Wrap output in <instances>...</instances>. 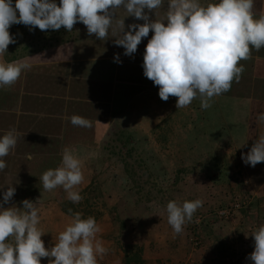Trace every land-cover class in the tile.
Masks as SVG:
<instances>
[{"label": "clouds", "instance_id": "obj_1", "mask_svg": "<svg viewBox=\"0 0 264 264\" xmlns=\"http://www.w3.org/2000/svg\"><path fill=\"white\" fill-rule=\"evenodd\" d=\"M162 4L163 0H59V4L55 0H0V88L11 87L31 68L27 61L2 59L8 46L16 43L9 32L12 25L41 31L63 27L71 32L80 22L88 35L98 40H107L110 30L118 35L114 44L124 48L125 56L136 53L142 38L151 31L143 54V75L159 87L160 99L166 102L170 96L176 97L175 106L181 109L199 98L201 108L208 109L214 97L228 92L234 81L239 82L245 71L240 61L251 59L253 49L259 52L264 48V13L256 18L254 0H218L207 5L200 0H168L164 18L153 19L151 14ZM119 8L144 23L129 24L125 31V17L117 18ZM115 62L121 63L119 54ZM257 120L264 122V113ZM70 122L76 127L92 126L79 115L71 116ZM19 138L15 128L0 136V171L7 167L4 158ZM241 159L252 167L264 163V133ZM39 179L44 191L62 187L71 202L83 199L75 190L84 181L82 162L68 147L62 151L61 164L44 171ZM15 192V187H7L0 202V264H41V258H48L49 264H98V257L107 255L108 248L97 239L101 229L96 219L82 218L80 212L72 214L55 237L54 246L46 248L41 238L45 233L38 227V200L24 199L22 207H4ZM202 206L201 199L169 201L167 222L173 233L181 234ZM248 236L254 240V250L247 259L252 264H264V224L245 234ZM10 237L14 242H9Z\"/></svg>", "mask_w": 264, "mask_h": 264}, {"label": "rangeland", "instance_id": "obj_2", "mask_svg": "<svg viewBox=\"0 0 264 264\" xmlns=\"http://www.w3.org/2000/svg\"><path fill=\"white\" fill-rule=\"evenodd\" d=\"M55 2L59 4V0ZM167 6L168 0H163L162 6L151 14L152 18H164ZM127 15L123 8L117 9V18L125 17V31L129 24L144 23ZM53 34L50 30L35 28L30 30L23 44H38L37 37L46 38ZM67 34L72 35L74 40L78 39L76 43L61 44L47 50V58L55 52L66 57L76 47L81 49L79 54L85 58L95 55L108 58L106 54L111 51L116 55L119 53V58H128L124 55V48L114 44L118 35L114 36L111 30L107 40H98L95 35L89 36L86 26L78 22ZM152 35L150 31L149 39ZM145 40L142 38L137 51H143ZM121 66L118 72L122 79H118L117 75L116 82L120 87H126L130 65L121 62L117 68ZM127 88V91L132 89L131 86ZM141 106V110L132 111L134 116L126 114L110 122L97 149L73 151L82 162L84 175L83 183L75 190L79 192L93 182L102 192L101 198L93 199V203H98L102 209V216L97 222L101 229L97 239L109 251L102 259L98 257V264H123V252L127 245H136L141 249L145 264H157V260L163 261L161 264H189L190 260L196 264L201 258L211 263L210 253L207 256L204 254V258L200 253H208L203 248L210 244L218 253V264H252L247 257L254 250V240L251 236L245 238V234L264 224V197L254 196L249 182L246 180L248 183H245L244 175L235 166H240L242 159L237 158L235 162V158L223 157L222 148L226 143L209 142L203 138L213 134L214 130L221 131L218 127L196 126L192 118L196 110L173 109L163 118L165 124L157 125L152 132L145 126L143 100ZM68 135L70 137L65 133V136ZM78 145L83 144L72 146ZM257 165L264 166V163ZM195 199H201L203 206L194 213L193 221L184 225L181 234L173 236L164 231L166 224L156 222L155 219L167 215L169 201L182 203ZM30 200H38V227L45 233L41 238L46 248L52 247L55 237L70 219L61 212L60 206L68 200L67 193L62 187H57L52 191H42ZM234 203H240V209L227 218L218 215L219 211L230 209ZM194 219H200L198 226ZM161 237H167L164 238L166 242L161 243ZM191 239H195L198 245L195 246ZM174 241L181 242L174 245ZM41 264H49L48 258H41Z\"/></svg>", "mask_w": 264, "mask_h": 264}, {"label": "trees", "instance_id": "obj_3", "mask_svg": "<svg viewBox=\"0 0 264 264\" xmlns=\"http://www.w3.org/2000/svg\"><path fill=\"white\" fill-rule=\"evenodd\" d=\"M212 1L200 0V3L207 5ZM50 31L54 34L49 37H37L38 44L36 42L23 44L30 33L29 27L15 24L9 29L16 43L8 46L7 52L3 55L5 62L17 60L30 63L70 62L57 64L56 74L51 71V74L26 75L18 120H15V116L2 115L1 108L6 93L0 92V136L12 128L20 134L16 147L4 158L7 167L0 171V202L7 187L13 186L16 189L12 200L4 207L11 204L22 207L21 202L24 199L30 200L44 191L39 178L44 171L60 165L65 147L83 144L89 148H97L100 138L105 135L108 128L112 95L113 98L115 96L111 111L114 117L123 111L127 102L126 97L136 94L134 92L136 87L127 84L124 85L126 87H120L115 81L116 53L113 51L107 50L110 52L106 54L108 58L97 55L85 58L79 54L81 49L76 47L74 52L70 51L66 57L58 56V52H55L47 58L45 55L47 50L61 44H75L78 40L72 39V35L67 34L63 27ZM65 34L67 35L63 36ZM43 67L45 66H41ZM128 86L132 87L130 91H127ZM73 115L92 121V126L89 128L73 126L70 122ZM65 133L70 134V137L65 136ZM29 155L32 156L31 160L27 158ZM79 193L83 199L79 203L70 200L62 202L61 212L69 217L80 212L82 218L92 216L98 222L102 216V209L98 203H93V199L102 197L101 190L92 182ZM69 209L72 210L71 213ZM9 242H14L13 238L10 237ZM123 254V264H145L141 249L136 245H127Z\"/></svg>", "mask_w": 264, "mask_h": 264}, {"label": "crops", "instance_id": "obj_4", "mask_svg": "<svg viewBox=\"0 0 264 264\" xmlns=\"http://www.w3.org/2000/svg\"><path fill=\"white\" fill-rule=\"evenodd\" d=\"M217 2L218 0L212 1V3ZM253 10L256 13V18H258L260 14L264 13V0H254ZM148 40L149 37H146L143 51L138 50L132 56H127V59L120 58L121 62L130 65L131 73L125 79L127 80L125 84L136 87V91H134L136 94L128 95L129 98L126 97L127 102L123 111L118 112L114 117H112L111 111L115 96L113 98L112 95L108 115V127L111 124L110 122H115V119L122 118L126 114L134 116L135 114L132 113V111H139L142 108L141 100L144 101V111L146 115L145 126L148 127V131L152 130L153 132L155 129L154 127L157 125L163 126L165 124L163 121V118H166L165 115L168 114L169 111L177 109L175 106L176 101L173 100L174 97L170 96L166 102L162 101L158 95L159 87L155 86L151 80L147 79L143 75V54ZM2 59L4 61V57H2ZM67 62L70 61L47 63L28 62L31 64L30 70L23 71L20 78L14 85L11 87L0 88V92L6 93L5 101L3 102V107L1 108L3 111L1 112L2 115L7 117L15 116V120H18L20 115L21 98L23 97V92L25 91V80L28 73L41 75V73L51 74L52 71L56 74V65ZM116 63L117 62H115V81L117 79V75H119L118 79H122L120 77V73L118 72L122 66L118 69V63ZM240 63L244 65L245 71L242 73L239 82L234 81L228 92L214 97L211 101V107L208 109H202L200 106V99L196 98L189 106L177 109L180 111L185 109L196 110V113L192 114L193 122L195 123L196 121V126H210L215 127V129L218 127L221 132L214 130L213 134H207V136L203 138L209 142L219 141L226 143L224 146L225 148H222V156L228 157V159L235 158V162L237 158H241L242 153L246 154L250 151L255 139H257L261 133H264V122H259L257 120V116L260 113H264V48H261L259 52L253 49L251 59L246 61L242 60ZM41 66L45 67L41 68ZM103 138L104 135L99 140L100 144L103 142ZM69 148L72 152L76 149L79 150V152H88V150L94 149L84 145H78L76 147L70 146ZM239 163L241 164L240 166L236 164L235 166H237L238 170L240 169V172L244 175L245 183L246 180L249 182V188L252 189V192L254 191V196L264 197V166L256 165L255 167H252L244 164L243 160ZM160 218L161 219H155L157 220L156 222H158V224H166L164 231H168L169 234H173L174 236L175 234L173 233V229L167 222V215ZM161 238V243L166 242V239L164 238L167 237ZM167 241L171 240L167 239ZM180 242L174 241L173 244L178 245ZM203 250H207L208 252H200L202 253L203 258L204 254L207 256L210 253L212 255V262L208 263V261H204L201 258L203 261L200 259L196 262V264H218L216 261L218 259V253L211 244L209 247H204ZM175 258H177V256ZM156 262L157 264H161L163 261L160 262L157 260ZM193 262L194 261L190 260L191 264Z\"/></svg>", "mask_w": 264, "mask_h": 264}, {"label": "built area", "instance_id": "obj_5", "mask_svg": "<svg viewBox=\"0 0 264 264\" xmlns=\"http://www.w3.org/2000/svg\"><path fill=\"white\" fill-rule=\"evenodd\" d=\"M240 207H241V204H240V203H234L230 209H225V210L219 211V212H218V215H219V216H222V217H224V218H227V217H229V216H230L235 210L240 209ZM197 220L200 222V219H194V223L198 226L199 222L197 223V222H196ZM191 242H192L195 246L198 245V243H197V241H196L195 239H191Z\"/></svg>", "mask_w": 264, "mask_h": 264}]
</instances>
